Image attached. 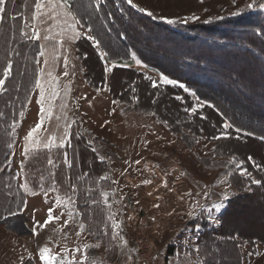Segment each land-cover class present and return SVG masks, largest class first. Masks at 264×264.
<instances>
[{
  "label": "rangeland",
  "instance_id": "obj_1",
  "mask_svg": "<svg viewBox=\"0 0 264 264\" xmlns=\"http://www.w3.org/2000/svg\"><path fill=\"white\" fill-rule=\"evenodd\" d=\"M124 1L127 2V0ZM250 2L252 0H236L233 5L232 0H203V3L200 0H133V5H136L138 9H148L156 16L186 17L195 13L200 17V20L189 22L193 23L207 21L210 17L233 16L230 13ZM255 9L250 10L253 12ZM262 11L264 12V10ZM215 20L219 19H212V21ZM83 28L92 34L91 30L84 26ZM6 34L7 32L3 34L0 42L1 57L7 55V47L11 43L10 40L5 44ZM134 41H136L135 38ZM12 42L11 46L15 52L12 53L13 57L10 55L9 58L14 61V71L12 69L14 74L6 81L7 91L0 95V124L1 120L7 124L15 121L17 135L12 137L10 134L12 124L9 125L10 128L8 127L7 135L3 131L0 132V139L8 138L9 143L14 145V147L7 145L6 152H4L6 145H2L0 141V157L4 153L0 160V180L11 176V181L14 182L17 191L21 194L18 196L16 191L13 201L4 195L5 191L0 184V214L3 215L4 211L9 207L13 208L16 203L20 204L22 199L27 201V208L26 211H23V215L8 220H3L0 216V264H20L19 257L21 255L24 256V264H29L28 254L32 253L33 257H37L38 248L45 244L50 248H55L57 242L75 247L83 243L96 244L98 238L94 232L89 234L88 231L77 238L74 232L78 230V223L71 224L62 231H57L67 218V211L60 207L53 211V216H59L62 211L65 213L59 221L54 220L44 228L37 227L35 235L31 232L34 221L43 224L47 219L48 208L53 206L52 201L56 193L49 191L46 202L43 191L56 188L63 194L58 179L63 178L67 171L60 167L64 164L70 168L69 173L74 175L75 172H70V170H74L72 167L79 168V165H75V160L70 156V150L75 147L72 143L64 149H53L51 152L41 149L39 152L31 153L30 156L22 157L21 151L24 143L22 138L38 121V94L37 90H31V96L27 97V90H30L33 81L31 77L34 75L35 67L31 51L16 39ZM105 43L109 46L110 41L105 40ZM110 44L114 46V44ZM119 45L117 44L118 47H120ZM79 46L83 52L81 53V57L84 56L83 60L78 56ZM51 47L54 48V46ZM66 47L69 58L67 69H65L61 54L64 52L63 49L58 55L55 54L56 51L53 48H48V51L45 52L46 56L42 58L38 55L36 60H40L41 66H43L45 58L50 61L55 59L57 66L54 75L60 77L61 88L71 82L68 115L77 121L73 125L72 132L74 127L80 126L83 132L80 135L85 138L86 146H89L88 142L91 141L92 144L88 148H95L97 154L108 155L105 157L110 158L104 161L108 166L105 174L110 177V180L103 181L102 183H107V185L100 187L105 191L116 190V196L110 197L111 210L116 214V219L122 221L120 234L129 241L128 248L123 251L119 246L110 247L108 243L111 231L110 222L107 229L101 225V231L97 232L102 236V239L99 240L100 247L88 250L89 262L130 264L129 256H131L135 264H169V262L172 264H196L197 258L193 256V249L198 246L199 233L201 234L202 230L208 228H220L222 213L232 202L231 210L226 214V221L221 232L232 234L238 231L244 236L240 245L242 264H264V243L251 246L249 241V237H264V193L259 192L254 197H250L249 194L252 190H242L245 180L238 177L231 181V187L228 184L217 183L218 180L224 178L226 173L224 165L232 158V156L222 155L228 149L231 150L230 146H225L222 149L217 148L220 147L221 142L203 137L196 138L193 145L189 144L190 141L187 142V139L183 140L182 137L170 131L167 124L159 121L154 114H144L127 109L123 100L128 99V94L122 96V101L117 99L116 101L119 103L113 105L114 99L108 84L100 88L95 87L97 82L93 84V82L89 83L85 80L86 69L83 64L89 66V76L93 77L95 81L102 78L100 64L90 48V42L83 41L79 45L66 42ZM144 49L149 53H155L162 65L170 64L171 59L162 52L156 53L151 48ZM149 53L146 55L153 57ZM86 54L89 55L86 56ZM131 65L135 71L143 72L147 76H152L154 80H159L161 72L157 69L148 67V65L147 68H142L136 65L133 60ZM235 67L236 64L232 63L230 69H235ZM65 70L68 71V76L63 75ZM170 70L174 72L173 65ZM127 75L115 77L116 90L123 89L124 77L131 78L133 73L129 72ZM97 89L100 90L97 91ZM237 89L239 90V88ZM237 89H227L222 94L232 102L235 110L241 112L245 121L253 123L255 118L261 121L264 108L242 97ZM143 90L146 91L145 88ZM24 91L26 93H23ZM29 100L31 103H28ZM24 107L26 109L21 110L24 115L20 116L21 111L18 112V108L20 110ZM113 107L116 108L115 113L111 111ZM183 126L176 125L172 129L189 132L190 138H193V131L189 129V126ZM261 150V146L252 140L233 146V152L239 154L250 152L264 158ZM65 151L67 159L63 155ZM73 151L75 152V150ZM216 152L221 156H217ZM83 155L88 158L89 153L83 151ZM21 159L24 160L23 168L20 167ZM48 159H52L54 164L49 165ZM136 161H140V163L137 164ZM87 163L90 165V160ZM17 173L21 178L26 176L29 182L27 194L17 188ZM111 181L117 183L113 184ZM68 183L71 185L70 179H68ZM33 191L37 194L33 195ZM224 191L228 192L229 200L225 202V207L221 212L213 213L219 218L220 223L208 220L207 213L200 215L201 208L197 206V201L199 204L208 205L219 199V195H210L206 201L203 194L205 192L220 194ZM243 193L247 197L243 196ZM240 195L242 197H239ZM74 199L76 200V197ZM99 205L104 213V218L99 219H107V208L102 202ZM157 205L159 207H156ZM79 212L81 213V211ZM15 222L18 226L12 225V223L15 225ZM90 222V220L86 222L89 227H91ZM99 222L101 223V220ZM194 223L198 225L195 228L196 231H193ZM65 236L67 238L63 239ZM219 238L222 237L212 236L211 243H216ZM171 247L174 248L173 253L168 251ZM223 247L224 249L218 247L219 255H221L219 258L222 257L225 260V256L228 255L233 260L237 257L232 245L228 244ZM130 248H138L139 253L130 252ZM257 251L261 255H254ZM186 252H191L187 259L184 258ZM33 264H41V262L36 259ZM222 264H226V262H222Z\"/></svg>",
  "mask_w": 264,
  "mask_h": 264
},
{
  "label": "trees",
  "instance_id": "obj_2",
  "mask_svg": "<svg viewBox=\"0 0 264 264\" xmlns=\"http://www.w3.org/2000/svg\"><path fill=\"white\" fill-rule=\"evenodd\" d=\"M73 8L77 11V18L80 19L81 24L85 28L89 29L88 25H91L89 30L92 31L93 35H97L106 50L111 47L121 53V58L114 61V63L132 64L131 58L124 57L123 54L126 49L128 51H136L137 55L148 67H153L161 73L169 75V77L178 80L191 90L187 92L178 85H162L159 90L153 89L150 87V82L146 79L147 75L143 72L135 71L131 68L132 65L130 67L117 66L112 71L105 73L104 63L98 55L99 51L90 43V48L99 61L102 78L95 81L93 77L89 76V66L83 64L86 69L85 80L89 83L93 82V84L97 82L95 87L100 88L108 84L114 100L122 101V96L128 94V99L123 100L127 109L144 114H154L159 121L167 124L170 131L182 137L183 140L187 139V142L190 141L189 144L191 143V145L196 142V138L210 139L215 132L219 131L220 123L225 119L235 118L237 124H243L249 130H251V127L258 128L264 123V112L262 113L261 121L258 118H255L253 123L245 121L241 116V112L235 110L232 102L222 94L227 89L236 90L239 88L237 90L242 97L264 108V12L261 9L256 8L253 12L247 9L243 14L223 17V19L211 21L210 23L201 21L188 24H168L165 21L149 17L146 13L139 11L138 8L129 5L124 0H105L99 9L95 8L94 0H73ZM134 38L137 42L134 41ZM105 40H109L114 46L110 43L108 46ZM83 41L89 43V41L81 39L76 41V45ZM20 44H28L26 47L34 55L33 65L35 66V61L39 55V46L23 42ZM117 44H120V47ZM144 48H151L156 53L162 52L167 55L171 59L170 64L162 65L159 63L155 53H149ZM78 51V56L83 60L84 56L83 58L81 57L83 52H81L80 46ZM11 52H15L13 48ZM146 53L152 54L153 57H148ZM88 55L86 54V56ZM3 57L5 58L4 55L0 56V73H2L5 66ZM232 63L236 64L235 69H230ZM172 65L174 66V72L170 70ZM129 72L130 74L133 73V77H124L122 81L124 88L116 90L115 77L127 75ZM33 78L34 75L31 79L33 80ZM31 90L32 84L30 90H27L28 98L31 96ZM25 91L23 93H26ZM192 92H195L202 102H208L196 114L185 111V109H190L194 105L196 97L191 94ZM134 95L139 97L138 102L132 99ZM21 96L23 98L24 94ZM176 97H182L183 99H176ZM208 105H216V107L213 108ZM25 107L20 110L18 108V112L26 109ZM201 116H205L207 119H201ZM11 124L1 120L0 132L3 131L7 135ZM176 125L178 127L189 126V129L193 131V138H190L189 135L191 134L189 132L173 130L172 128ZM201 129L203 130L202 132ZM72 133L73 139L71 143L75 147L70 150V156L75 160L74 164L79 165V168L72 167L74 170H70V172L74 171L75 174L73 175L69 173L70 168L63 164L60 169H65L67 173L64 174L63 178L60 177L58 179L57 176V179L62 186H60L62 193L69 192L68 179H70L71 185L74 184L76 186L77 195L75 197L78 210L87 217L86 222L91 221V228L94 233H97L101 229L100 226L102 225L104 228L105 225L109 224V221L106 218L99 219L101 217L104 218L101 205L91 204L86 189L92 188L94 190L92 198L100 200V196L95 189L107 185V183L99 181V177L106 173L108 166L98 159L100 154L93 152V149L86 146L85 138L80 135V133H83L80 126L74 127ZM250 140L256 141L261 146V154L264 155V143L254 138H245L240 141L234 139L220 140V147L217 148L222 149L225 146H230L231 150L228 149L222 155L244 159V166L250 169L257 179H261L264 173H259L252 167L251 162L247 161L246 157L252 156L253 160L264 166V158L262 156L250 152H243L242 154L233 152L234 144H243ZM0 141L2 145H6L4 151L6 152V147L9 143L8 138L6 140L1 138ZM83 151L89 153L88 158H85ZM216 153L217 156H221L220 153ZM3 154L0 160H2ZM102 154L105 155L104 153ZM88 160L91 162L90 165L87 163ZM238 178L244 179L243 177ZM8 183L11 184L13 193H15L17 189L14 182L11 181V176L0 180L3 191L6 192ZM251 190L250 197H254L259 192L264 193V188H257L256 186H253ZM20 194L17 191V195L19 196ZM243 196L247 197L244 193ZM239 197H242V195ZM86 199H88V203L85 202ZM230 204L222 213L220 228H208L202 230L201 234L199 233L198 247L200 252L193 251L194 258H197L196 264L202 259L206 261V264H222V262H226V264H242L240 245L244 236L238 231L232 234L221 232L226 221V214L231 210ZM17 205L19 203H16L13 208ZM5 214H8L7 210L4 211L3 216ZM99 220H101V223ZM193 231H196L195 228ZM215 235L223 239L219 238L216 240L218 243L212 244V236ZM249 241L251 246H255L257 243H264V237H249ZM228 244L232 245L236 252L237 257L233 258V260L226 253H224L226 255L225 260L222 257L219 258L221 255H219L220 250L218 247L224 249L223 246ZM168 251L173 253L174 248L171 247Z\"/></svg>",
  "mask_w": 264,
  "mask_h": 264
},
{
  "label": "snow or ice",
  "instance_id": "obj_3",
  "mask_svg": "<svg viewBox=\"0 0 264 264\" xmlns=\"http://www.w3.org/2000/svg\"><path fill=\"white\" fill-rule=\"evenodd\" d=\"M102 2L105 0H94L95 8L99 9L102 5ZM203 3V0H200ZM11 3L15 5L16 0H0V29L3 28L5 21H16L19 18V26L17 27L14 24L9 25V33H15L22 40H41L44 39L46 41L53 42L55 47V51L57 53H61L63 49L64 52L61 53L64 59L65 69H67L69 64V58L67 55V47L66 41L68 44H71L73 41H78L81 39L87 40L91 43V45L95 49H100L98 52L99 58L104 63V72H110L117 66L120 67H130L129 63H114L117 59L121 58V53L108 47L107 50L105 46L102 45L100 39H98L97 35L90 34L89 31L81 30L80 28V19L77 18V11L73 8V0H32V4H28V0H24V3L21 7V10L16 12L15 15L9 13L7 5ZM129 5H133V0H127ZM233 5H235L236 0H232ZM137 7L136 5H133ZM258 8L264 10V0H252V2L247 3L244 7L239 8L237 11L230 13L231 15H240L246 9ZM139 11L146 13L149 17H153L154 19H159L165 21L168 24H188L191 21H199L200 17L195 13L186 16V17H169L167 15L156 16L152 11H149L145 8H139ZM208 11V9H205ZM212 19H223V17L217 16L214 18H209V20L205 21V23H210ZM43 28V35H42ZM88 28H91V25H88ZM16 35H5V42H9L10 40H14ZM124 57H130L131 60L135 62L136 65L147 68V65L143 62V60L137 55L136 51H128L127 49L124 52ZM40 57H45V51L39 52ZM4 67L2 73H0V95H3L7 91L6 81L9 80L12 75L13 69V61L9 57L4 58ZM56 60H49L45 58L43 60V66H41V61H35L34 68V78L32 83V90H37L38 94V121L35 123L33 127H31L26 135L23 136V147L21 151L22 157L30 156L33 152H39L41 149L51 152L53 149H64L66 148L73 139L72 128L73 125L77 123L76 119L71 118L68 115V99L71 93V82L61 88L60 86V77L54 75V71L56 68ZM68 71L65 70L63 75L68 76ZM146 79L150 82V87L153 89L159 90L162 85H173L179 86L183 88L185 91H191L185 85L181 84L178 80L172 79L169 75H165L164 73H159V80H154L152 76H147ZM100 89H97L99 91ZM196 97L194 105L190 109H185L186 112H190L192 114H196L199 109L203 108L207 101H201L199 96H196L195 92L191 93ZM132 99L134 101H139L138 96H133ZM176 99H183L182 97H176ZM28 103H31L29 100ZM119 102L116 100L112 101L113 105L118 104ZM155 103V101H153ZM210 107L215 108L216 105H208ZM115 113L116 108L113 107L111 110ZM217 111H219L217 109ZM224 115L223 113H220ZM20 116H23L24 113L21 111L19 113ZM201 119H207L205 116H201ZM46 124L48 125L46 127ZM203 130L201 129V132ZM10 134L12 137L17 135L16 132V122L14 121L10 128ZM245 138H254L262 143H264V123L261 124L260 127H251L249 130L248 127H245L243 124H237L235 118L233 119H225L221 121L219 126V131L215 132L211 137V141H220V140H236L240 141ZM89 146H91L92 142L89 141ZM206 146V145H205ZM8 147H14L13 144L9 143ZM215 150V149H214ZM93 152H96V149L93 148ZM65 159H67V152L63 153ZM98 159L104 162L106 159L105 156H98ZM246 160L251 162V166L254 167L259 173H264V166L257 163L253 160L252 156H247ZM47 163L49 165H53L54 161L52 159H48ZM135 163L139 164L140 161H136ZM245 160L238 159L236 156H232V158L225 163L224 167L226 169V173L224 178L218 180V184H228L231 187V181L236 179V177H243L245 183L242 185V190L251 191L253 186L257 188H264V176L261 179H257L253 176L252 172L248 171V168L244 166ZM20 167H24V160L21 159ZM16 178L18 180L17 188L18 190H22L23 193L27 194L29 192V182L27 181L26 176L21 178L19 173L16 174ZM110 177L105 174L99 177V181H108ZM22 181V182H21ZM150 182V181H147ZM111 183L115 184L116 181H111ZM166 185V181H165ZM49 191L56 193L54 200L52 201L53 206L49 207L47 210V219L40 224L39 221H34V225L31 228V232L35 235L37 234V227L44 228L49 225L52 221H59L61 216H64V212L62 211L59 216H53V211L55 208L60 207L67 211V218L64 220L63 225L57 231H62L65 228H68L71 224L78 223V230L74 232V235L79 238L81 235L88 231L89 234H93V230L91 227L86 224L85 220L86 216L81 214L76 205V200L74 197L77 195V188L74 184L69 186V192H65L61 194V192L56 188H51L48 191H43V195L47 202ZM93 189L88 188L86 192L88 194V198L90 199L91 204L96 205L99 203H103V205L107 208V220L110 222L111 231L109 233V245L111 246H119L121 251L123 249L128 248L129 241L120 234L119 230L121 229L122 221L116 219V214L111 210L112 203L110 202V197L116 196V190L105 191L102 188H96L95 191L101 197V200L98 201L92 198ZM33 195L37 193L35 191L32 192ZM4 195L15 200V195L11 188V184L8 183L6 185V192ZM192 195V193H189ZM204 199L207 201L210 195H219V199L217 201H212L208 205L199 204L197 201V206L201 208L200 215L207 213V219L212 221L213 223H220L218 217L214 216V212H221L225 207V202L229 200V195L227 191H224L220 194L217 193H208L205 192ZM88 203V199L85 201ZM156 207H159L158 205ZM27 208V201L21 200V203L17 205L15 208L9 207L7 209L8 215L2 216L4 220H8L10 217H16L20 215ZM193 227H198L195 223ZM105 228H108V225H105ZM195 234V233H194ZM98 238V242L96 244L91 243H83L82 245H77L75 247H69L66 243L61 244L60 242L56 243L55 248H50L47 244L44 246H40L38 248V256L33 257L32 253L28 254L29 264H33L34 260L38 259L41 264H97L96 261L89 262V257L87 255L88 250L91 248H99L100 243L99 240L102 239L100 233H95ZM65 236L63 239H66ZM130 252L139 253L138 248H130ZM193 251L199 253L200 249L197 246ZM191 255V252H186L184 254V258ZM254 255H261L259 251L255 252ZM178 258L179 255L177 254ZM20 264H24V256L21 255L19 257ZM130 264H135V261L129 256ZM172 264V262H169ZM197 264H206L205 260H199Z\"/></svg>",
  "mask_w": 264,
  "mask_h": 264
},
{
  "label": "crops",
  "instance_id": "obj_4",
  "mask_svg": "<svg viewBox=\"0 0 264 264\" xmlns=\"http://www.w3.org/2000/svg\"><path fill=\"white\" fill-rule=\"evenodd\" d=\"M23 3H24V0H16V3H15V5H13V4H11V3H9L8 5H7V8H8V11H9V13L10 14H12V15H15L16 14V12H18V11H20L21 10V7H22V5H23ZM28 4L29 5H31L32 4V0H28ZM19 23H20V21H19V18H17V20L16 21H5V23H4V26H3V28L2 29H0V42H1V40H2V37H3V34L5 33V32H8V34H9V25L10 24H14V25H16L17 27L19 26ZM80 28H81V30H84V28H83V25L80 23ZM11 35H15V33H11ZM42 35H43V28H42ZM16 40H19V42L21 43V42H23V43H32V44H37L38 46H39V52L40 51H45V52H47L48 51V48L49 49H51V48H53V47H51V46H54V50H55V45H54V43L53 42H50V41H46V40H44V39H41V40H35V39H32V40H22V39H20L19 37H18V35L16 34V38H15ZM13 40H11V43H10V45L7 47V55H5V57L7 56V57H9L10 55H12V52H11V50H12V46H11V44L13 43L12 42ZM67 42V41H66ZM72 43H74L75 45H76V41H73ZM27 46H28V44H26ZM9 49H11V50H9ZM55 54H58L57 52L55 53ZM58 55H60V54H58ZM12 57H13V55H12ZM32 57H33V61H34V55H32ZM5 159V158H4ZM26 211V210H25ZM28 212V211H27ZM24 214V212H22L20 215H18V216H21V215H23ZM7 216V215H6ZM17 217V216H16ZM10 218H13V217H10ZM4 220V219H3ZM12 225L13 226H18V224L15 222V225H14V223H12ZM196 228V227H195Z\"/></svg>",
  "mask_w": 264,
  "mask_h": 264
}]
</instances>
